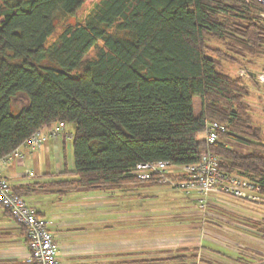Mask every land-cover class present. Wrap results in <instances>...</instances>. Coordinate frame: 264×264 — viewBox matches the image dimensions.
<instances>
[{
	"label": "trees",
	"instance_id": "16d2710c",
	"mask_svg": "<svg viewBox=\"0 0 264 264\" xmlns=\"http://www.w3.org/2000/svg\"><path fill=\"white\" fill-rule=\"evenodd\" d=\"M86 1L1 0L0 160L63 123L74 130L66 173L75 177L60 182L65 189L164 184L133 170L195 164L209 149L264 199L263 129L251 118V89L221 69L223 60L245 66L264 57V4L97 0L84 15ZM208 120L226 125L211 145L202 137ZM188 251L153 261L185 263L197 256Z\"/></svg>",
	"mask_w": 264,
	"mask_h": 264
},
{
	"label": "crops",
	"instance_id": "0c3cea01",
	"mask_svg": "<svg viewBox=\"0 0 264 264\" xmlns=\"http://www.w3.org/2000/svg\"><path fill=\"white\" fill-rule=\"evenodd\" d=\"M73 131L66 125L59 135L50 136L35 149L22 145V157L0 161V172L13 189L21 191L38 214L51 222L60 264H154L153 260L169 256L162 238H180L185 233L167 232L168 224L162 222L164 209L154 201L177 195L175 201L184 202L187 211L200 196L164 184L130 183L118 189L61 187L62 180L75 177L66 173L74 168L67 165ZM160 187L168 190L159 192ZM216 197L223 196L211 195V199ZM28 253L23 227L0 205V264H28Z\"/></svg>",
	"mask_w": 264,
	"mask_h": 264
},
{
	"label": "rangeland",
	"instance_id": "374dc122",
	"mask_svg": "<svg viewBox=\"0 0 264 264\" xmlns=\"http://www.w3.org/2000/svg\"><path fill=\"white\" fill-rule=\"evenodd\" d=\"M96 1H86L84 15ZM69 21L74 19L71 18ZM59 30L60 28L53 37H56ZM263 65L264 57L258 58L255 65L246 63L245 66L232 60H223L221 69L225 73L237 76L241 70L248 71V74L239 77L244 78L250 86L251 95L247 100L251 105L250 114L253 123L262 127L264 142V82L257 78V72L264 71L261 69ZM70 164L74 167L72 148L67 157V165ZM164 185L176 188L170 183ZM166 188L160 187L159 192L168 190ZM180 192L175 191V193ZM176 198L178 200L177 195L173 198L163 196L157 197L154 201V204L164 209L162 222L168 224L167 232L170 235L185 233L180 238H162L163 248H168L170 252L164 259L175 255L180 248H188L187 253H195L197 256L188 259L185 263L177 261L169 263L166 259L159 264H167V262L168 264H264V199L252 203L227 196L215 199H211L210 196L207 201H203L204 205L201 201L198 203L191 201V207L185 211V203H181V200L176 202ZM155 252L154 250V256H157Z\"/></svg>",
	"mask_w": 264,
	"mask_h": 264
},
{
	"label": "built area",
	"instance_id": "2783aa9c",
	"mask_svg": "<svg viewBox=\"0 0 264 264\" xmlns=\"http://www.w3.org/2000/svg\"><path fill=\"white\" fill-rule=\"evenodd\" d=\"M258 1L264 4V0ZM262 16L264 18V13ZM245 74H248L247 70L239 72V76ZM257 78L264 82V71L257 72ZM63 128L64 124L61 123L48 131L40 129L27 140L26 145L35 149L40 144L46 143L50 136L59 135ZM224 131H226L225 124L208 120L204 131L207 143L214 144L219 134ZM22 156V151L17 148L0 161L6 163ZM133 173L140 179H148L156 174L163 183H170L188 194L195 192L200 196L202 205H204L203 201H207L213 194L252 203L261 199L259 186L245 178L227 173L221 166L219 156L209 149L195 164L173 166L167 161L145 162L137 164ZM0 204L19 226L26 229L29 250L26 262L28 264H60L59 244L49 227L51 222L42 218L24 196L15 193L11 183L1 172Z\"/></svg>",
	"mask_w": 264,
	"mask_h": 264
}]
</instances>
